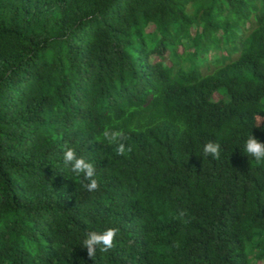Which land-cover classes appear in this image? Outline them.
Returning a JSON list of instances; mask_svg holds the SVG:
<instances>
[{
	"label": "trees",
	"instance_id": "obj_1",
	"mask_svg": "<svg viewBox=\"0 0 264 264\" xmlns=\"http://www.w3.org/2000/svg\"><path fill=\"white\" fill-rule=\"evenodd\" d=\"M262 120L264 0H0V264H264Z\"/></svg>",
	"mask_w": 264,
	"mask_h": 264
},
{
	"label": "clouds",
	"instance_id": "obj_2",
	"mask_svg": "<svg viewBox=\"0 0 264 264\" xmlns=\"http://www.w3.org/2000/svg\"><path fill=\"white\" fill-rule=\"evenodd\" d=\"M261 124H264V120L260 121ZM105 140L109 144L117 145V154H123L125 152L124 140L127 139L125 134L120 130H109L105 129L103 132ZM219 148L218 143H207L203 152L205 155H211L214 158L219 157ZM128 151H131L129 147ZM244 151L248 156L255 159L257 163H264V142H261L259 139L251 135L245 142ZM64 164L66 166H71V172L76 176H83L85 180L90 181L85 184V188L89 191H94L98 188V182L94 179L95 169L94 166L86 162L83 158H78L73 149L69 148L64 152L63 155ZM117 229L109 228L101 233L92 231L87 234V238L83 241V248H86L87 255L90 258H94L96 255L97 248L103 252H107L112 247H114V240L117 235Z\"/></svg>",
	"mask_w": 264,
	"mask_h": 264
},
{
	"label": "rangeland",
	"instance_id": "obj_3",
	"mask_svg": "<svg viewBox=\"0 0 264 264\" xmlns=\"http://www.w3.org/2000/svg\"><path fill=\"white\" fill-rule=\"evenodd\" d=\"M192 33H194V29L192 30ZM182 50H183V48H180L179 49V52H182ZM192 51V50H191ZM213 54H211V55H209V57L210 58H213ZM216 56L218 57L219 56V53L217 52V54H216ZM237 56V54H234L233 56H232V58H235ZM168 58H169V56H168V53H165L164 54V56H163V58H153V60L154 61H163V59H165V63L167 64V65H172V63H170L169 61H168ZM164 62V61H163ZM215 98H219L217 95L215 96Z\"/></svg>",
	"mask_w": 264,
	"mask_h": 264
}]
</instances>
